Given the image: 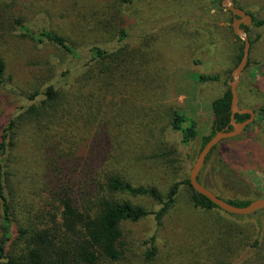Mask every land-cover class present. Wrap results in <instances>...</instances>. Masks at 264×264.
<instances>
[{
    "label": "rangeland",
    "instance_id": "rangeland-1",
    "mask_svg": "<svg viewBox=\"0 0 264 264\" xmlns=\"http://www.w3.org/2000/svg\"><path fill=\"white\" fill-rule=\"evenodd\" d=\"M111 1L0 0L9 14L26 16L32 29H52L83 51L79 54L82 59L69 60L60 50L46 44L18 38L0 44V55L6 65L5 80L0 86V139L18 109L28 106L25 97L33 87L38 86L43 92L49 86L58 89L72 85L74 73L88 60L85 47L99 42L101 47L139 50L146 56V67L137 78L129 80L126 89L108 97L112 98L113 106L107 103L102 106L101 116L108 124L96 157L100 161L107 159L102 168L113 170L130 184L156 187L165 194L172 185L189 179L200 146L199 139L189 146L180 143V134L169 128L170 114L179 111L196 122L202 136L210 134L211 103L226 88L222 83L199 84L197 76L216 74L225 81V72L232 69L240 43L231 33L230 15L224 9L214 10L213 0H132L130 5L118 7V19L114 12L115 27L124 29L128 35L118 44L115 37L94 32L92 27L98 20L108 18ZM233 1L256 22H261L260 27L253 24L248 27L253 42L251 65L241 74L250 88L259 93L237 94V107L257 110L264 101V0ZM202 26L205 33L215 35L212 52L201 45ZM66 68L73 76L63 79L61 73ZM30 129L27 126L17 136L16 148L9 156L12 167L17 165L22 171L27 165V178L43 171L33 163L40 155L30 140L38 137H33ZM93 138L97 139H90ZM90 143L70 150L71 154L77 152L72 158L81 159L80 165L85 155H89ZM48 156L53 154L49 152ZM80 168L68 167L78 171ZM201 170L205 188L224 200L264 199V119L255 113L248 129L222 141ZM23 173L24 170L22 176ZM21 181L20 188L27 189L29 179ZM124 198L147 211L156 212L160 208L146 197ZM37 202L38 198L35 203L32 200V204ZM121 230L124 257L117 264H221L218 260L223 246L228 253L225 264H264V210L239 216L216 209L210 212L195 209L183 185L179 186L174 207L160 227L149 216L137 223H123ZM153 238L156 253L152 260H146Z\"/></svg>",
    "mask_w": 264,
    "mask_h": 264
},
{
    "label": "trees",
    "instance_id": "trees-1",
    "mask_svg": "<svg viewBox=\"0 0 264 264\" xmlns=\"http://www.w3.org/2000/svg\"><path fill=\"white\" fill-rule=\"evenodd\" d=\"M221 1H212L214 10H223ZM131 3L132 0H112L107 7L108 18L93 24V31L115 37L118 44L126 40V31L115 27L114 12L118 19V7ZM251 17L253 26L260 27L261 22H256ZM27 20L24 15L9 14L7 7L0 3V44H6L10 38H18L50 45L60 50L69 60L82 59L79 54L83 51L76 49L64 36L48 28L34 30ZM202 27L204 36L201 45L212 52V47L216 44L215 35L210 31L205 33V28ZM242 28L248 36L251 51L253 42L249 35L250 29ZM230 30L233 35L231 27ZM233 37L240 43V47L234 55L232 69L225 72L226 80L222 81L223 76L216 74L197 76L199 84L222 83L226 88L211 103L210 134L202 136L196 122L183 113L173 110L170 114L169 128L180 134V143L183 146L200 140L198 154L216 132L224 128L230 129L231 94L228 83L231 82L232 71L242 58L243 48V43L234 35ZM100 44L95 42L85 47L88 60L82 63L74 76L69 68L62 71L63 79H68L70 75L75 77L71 86L69 84L67 88L61 86L58 89L49 86L43 92H40L38 86L33 87L25 97L28 106L18 109L1 134L0 264H117L124 257L121 225L126 222L137 223L152 216L156 226L160 227L164 217L174 207L180 185L188 190L189 202L193 208L205 212L215 209L221 211L192 190L188 177L182 183L172 185L164 194L156 187L132 185L113 170L102 168L107 159L100 161L96 157V151L105 140V128L108 124L101 116L102 106L105 103L113 106V95L120 92V89H126L129 80L137 78L142 68L146 67L147 61L145 54L139 50L131 51L126 47L106 48ZM138 55L139 60L136 59ZM250 65L248 58L245 69ZM5 75L6 65L0 55V86L4 83ZM136 84L135 87L138 85ZM258 93L256 89L250 88L246 79L240 77L238 95ZM251 111L264 119V101L257 110ZM247 119L248 116H235L238 123ZM27 126L31 128L32 136L38 137L30 139L40 155L33 163L38 164V169H43L39 175L29 178L25 176L29 170L27 165L23 168L22 176L23 170L17 165L12 167L9 158L19 140L16 139L17 136L19 138ZM92 137L97 139H90ZM89 141V155H85L83 164L80 165L81 159L72 158L77 152L71 154L70 150L87 146ZM218 145L207 156L204 165L208 164ZM49 152L53 156H48ZM4 158L5 161H2ZM69 166L74 169L79 166L81 168L79 171L69 170ZM201 174L202 170L197 178L200 184ZM26 179L30 181L29 185L25 184L27 189L20 188L21 180ZM125 196L149 198L160 208L156 212L147 211L143 207L132 205ZM216 196L222 199L219 195ZM29 197L31 201H28ZM35 198H38V202L32 204V200L35 203ZM222 200L238 208H245L254 201ZM246 237L247 235L244 239ZM154 240L155 238L150 241V249L145 254L146 260H152L155 256ZM219 256L221 259L218 262L225 264L228 258L225 246Z\"/></svg>",
    "mask_w": 264,
    "mask_h": 264
},
{
    "label": "water",
    "instance_id": "water-1",
    "mask_svg": "<svg viewBox=\"0 0 264 264\" xmlns=\"http://www.w3.org/2000/svg\"><path fill=\"white\" fill-rule=\"evenodd\" d=\"M221 7L231 14L233 17L231 22V29L233 35L243 43L242 48V58L237 65V67L231 73V82L228 83L230 94H231V121L230 126L232 130L224 129L222 131L216 132L214 136L208 141V143L201 149L195 162L189 172V184L192 190L199 195L208 199L215 207L227 214L239 215V216H248L254 214L258 211L264 210V199H258L252 201L245 208L234 207L222 199L218 198L213 192L206 189L202 184L197 181V178L200 174L202 167L204 166L205 160L210 152L222 141L235 138L242 134L244 130L250 125L255 117V114L251 110H240L237 107L238 96H237V87L239 85V80L241 74L245 70L248 64L249 52H250V43L248 36L242 27H249L253 19L252 17L236 7L233 3V0H222ZM238 115H248L249 119L243 123H235L234 116Z\"/></svg>",
    "mask_w": 264,
    "mask_h": 264
},
{
    "label": "flooded vegetation",
    "instance_id": "flooded-vegetation-1",
    "mask_svg": "<svg viewBox=\"0 0 264 264\" xmlns=\"http://www.w3.org/2000/svg\"><path fill=\"white\" fill-rule=\"evenodd\" d=\"M232 19H233V17L231 16V22H232ZM230 25H231V24H230ZM239 81H240V80H239ZM229 82H230V81H229ZM237 89H238V87H237ZM240 110H247V109H240ZM236 115H238V114H235V116H236ZM235 116H234V122H235V123H238V122H236V120H235ZM238 116H248V115H238ZM230 118H231V112H230ZM230 118H229V128H230V129H228V128H224V129L232 130V127L230 126V121H231ZM248 119H249V116H248ZM248 119H247V120H248ZM247 120H246V121H247ZM244 122H245V121H244ZM248 126H250V125H248ZM248 126H247V127H248ZM224 129H223V130H224ZM245 131H246V129L244 130V132H245Z\"/></svg>",
    "mask_w": 264,
    "mask_h": 264
}]
</instances>
